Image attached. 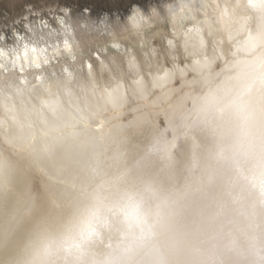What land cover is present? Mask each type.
<instances>
[{
	"label": "bare ground",
	"instance_id": "bare-ground-1",
	"mask_svg": "<svg viewBox=\"0 0 264 264\" xmlns=\"http://www.w3.org/2000/svg\"><path fill=\"white\" fill-rule=\"evenodd\" d=\"M201 1L0 42V264H264V0Z\"/></svg>",
	"mask_w": 264,
	"mask_h": 264
},
{
	"label": "rangeland",
	"instance_id": "rangeland-1",
	"mask_svg": "<svg viewBox=\"0 0 264 264\" xmlns=\"http://www.w3.org/2000/svg\"><path fill=\"white\" fill-rule=\"evenodd\" d=\"M168 1L171 0H0V42L10 46L14 43L13 39L16 40V32L26 36L35 34V31H40V23L42 24L44 20H49L55 27L61 28L62 25L58 22L57 16L71 21L76 29H80V26L81 29H86V32L89 33H97L103 29L107 26L105 22L107 20L111 21L115 29L120 28L126 31L125 14L136 7L143 12L149 13L151 11L149 18H153V20L148 25L136 30L137 34L128 31L129 36L120 38L123 42L122 45L127 47L130 44L134 47L136 44L130 40L132 37L136 38L137 35V38L144 39L146 45L153 41L162 43L167 35H172L170 25H168V8L165 5ZM195 4L200 6L202 1L196 0ZM153 7L157 9L156 12H152L151 8ZM26 18L27 22L25 23L24 19ZM103 19L105 23L102 22ZM77 24L79 25L76 26ZM58 31L57 33H59ZM36 36L38 35L36 34ZM99 44L94 42L87 44L79 56L95 58V51L106 55L110 50H116L117 47L122 46L121 43L117 44L118 46L109 42ZM64 59L69 62L66 56ZM60 61L59 57L53 62V66L57 70L62 64Z\"/></svg>",
	"mask_w": 264,
	"mask_h": 264
},
{
	"label": "clouds",
	"instance_id": "clouds-1",
	"mask_svg": "<svg viewBox=\"0 0 264 264\" xmlns=\"http://www.w3.org/2000/svg\"><path fill=\"white\" fill-rule=\"evenodd\" d=\"M121 212L124 217V221L127 226L131 228L138 227L141 219H142V212L140 206L135 202L127 203L122 209ZM93 229V221L91 218L83 219L78 228V234L84 235ZM76 237L73 235H68L64 238V242L66 244H73L75 242Z\"/></svg>",
	"mask_w": 264,
	"mask_h": 264
}]
</instances>
